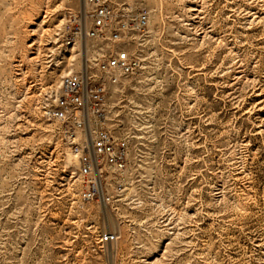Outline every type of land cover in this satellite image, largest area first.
<instances>
[{
    "label": "rangeland",
    "instance_id": "1",
    "mask_svg": "<svg viewBox=\"0 0 264 264\" xmlns=\"http://www.w3.org/2000/svg\"><path fill=\"white\" fill-rule=\"evenodd\" d=\"M69 2L0 0V264H264V0L144 1L143 67L109 98L129 154L108 205L82 201L43 117L78 65L53 40Z\"/></svg>",
    "mask_w": 264,
    "mask_h": 264
},
{
    "label": "built area",
    "instance_id": "2",
    "mask_svg": "<svg viewBox=\"0 0 264 264\" xmlns=\"http://www.w3.org/2000/svg\"><path fill=\"white\" fill-rule=\"evenodd\" d=\"M144 1L78 0L76 8H65L53 33L60 57L73 52L71 65L75 59L78 65L61 76L43 117L53 125L86 203L111 204L113 192L123 185L128 137L113 126L109 98L143 67L138 47L150 24ZM116 240L115 233L100 235L103 244Z\"/></svg>",
    "mask_w": 264,
    "mask_h": 264
}]
</instances>
